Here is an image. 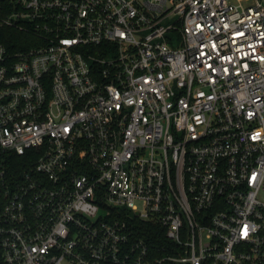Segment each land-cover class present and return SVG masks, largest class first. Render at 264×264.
<instances>
[{"label": "built area", "instance_id": "2783aa9c", "mask_svg": "<svg viewBox=\"0 0 264 264\" xmlns=\"http://www.w3.org/2000/svg\"><path fill=\"white\" fill-rule=\"evenodd\" d=\"M167 263L264 264V0H0V264Z\"/></svg>", "mask_w": 264, "mask_h": 264}, {"label": "trees", "instance_id": "16d2710c", "mask_svg": "<svg viewBox=\"0 0 264 264\" xmlns=\"http://www.w3.org/2000/svg\"><path fill=\"white\" fill-rule=\"evenodd\" d=\"M141 227V234L146 237L152 248H157L163 245L166 241L164 231L161 227L152 225L151 223L138 221ZM170 264V263H167Z\"/></svg>", "mask_w": 264, "mask_h": 264}]
</instances>
